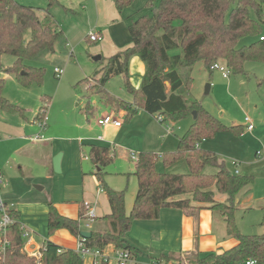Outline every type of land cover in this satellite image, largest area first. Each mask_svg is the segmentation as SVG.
Wrapping results in <instances>:
<instances>
[{
  "label": "trees",
  "instance_id": "1",
  "mask_svg": "<svg viewBox=\"0 0 264 264\" xmlns=\"http://www.w3.org/2000/svg\"><path fill=\"white\" fill-rule=\"evenodd\" d=\"M134 1L114 0L120 13ZM234 1L236 6L232 7ZM152 2L151 15L144 14L130 20L128 30L133 45L107 58V64L95 71L97 74L92 78L99 86L96 89L100 99L97 104L89 101L87 111L94 114L98 104L104 108L123 109L126 112L124 122L131 121L140 110L156 116L162 123L194 116V111L196 117L187 132L179 137L176 149L139 153L134 173L138 192L129 213L126 211L127 187L116 190L106 181L105 169L114 160L112 148L90 145V159L95 167L100 168L94 174L100 187L108 194L111 213L95 221L92 236L85 239V243L92 249L114 245L115 248L130 249L136 255L137 249L126 239L134 221L158 219L165 207L181 209L190 215H196L201 208L207 207L222 214L228 236L237 238L238 244L222 253L189 254L187 264H236L250 259L263 264L264 214L261 222L263 233L258 235L242 233L235 216L240 204L239 195L251 189L255 177L233 173L225 160L200 146L219 132L231 131L240 135L244 127L241 124H224L198 100L189 102L183 91L189 89L193 78L190 76L184 83L179 67H192L202 62L212 72L214 63L221 62L229 72L244 74L247 62L264 63V36L261 35L264 0H160L157 5ZM54 5H59V1L48 0L44 17H41L38 9L32 6L16 0H0V56L8 54L15 58L13 65H2L1 70L16 74L24 86L34 81L41 83L44 78L45 67L34 66L31 61L53 54L65 40L63 29L51 12ZM251 10L256 13V18L251 16ZM248 36L260 37L248 45L239 46V42ZM88 40L92 41L89 37ZM134 55H138L146 65L140 88L134 87L129 79V63ZM121 74L127 77L125 86L132 94L131 102L110 94L105 88L113 76ZM4 82L5 79L0 77V109L24 114L22 107L3 95ZM45 109L46 106L40 108L36 119L41 118ZM160 157L164 171L157 169ZM183 159L187 162L188 172L167 171L168 167ZM208 166L214 167L215 172L206 171ZM217 193L224 195L225 200H217ZM9 212L17 221L8 227L11 247L5 258L0 259V264H84L82 255L75 249L63 248L51 240L43 244L39 262L28 256L23 251L25 239L18 213L14 209ZM84 213L83 203L78 219L60 214L51 205L48 234L66 228L83 239L81 224L85 219ZM102 223L106 225L104 228Z\"/></svg>",
  "mask_w": 264,
  "mask_h": 264
},
{
  "label": "rangeland",
  "instance_id": "2",
  "mask_svg": "<svg viewBox=\"0 0 264 264\" xmlns=\"http://www.w3.org/2000/svg\"><path fill=\"white\" fill-rule=\"evenodd\" d=\"M16 1L38 9L41 17H44V9L48 7V0ZM152 1L155 5L160 2L135 0L124 10L125 19L127 17L129 19L125 20L127 29L130 20L153 13ZM60 2L62 5H54L52 11L64 31L71 36L70 41L75 46L74 55H70L71 46H66L65 40H62L56 52L31 61L34 66L45 67V74L41 83L34 81L29 86H24L16 74L5 73L0 69V77L5 79L3 95L24 109V114L0 109V143L3 142L1 147L3 153L0 155V169L3 173L0 200L6 202L10 208L22 211V225L39 242L47 235L48 207L54 204L53 202L69 199L79 204L83 199L93 198L102 202L98 193L92 197L84 195L85 183L96 181L91 173L95 169L89 156L91 144L109 146V142L113 143L111 145L114 160L106 170L117 181L118 175L131 173L136 167V161L126 152L151 150L161 153L176 149L177 138L187 132L194 121V116L190 115L176 122L162 123L156 116L153 117L145 110H141L143 114L140 113L133 118V122L132 120L125 122L123 129L116 130L113 127L105 129V126L99 125L98 118L103 109L110 108H104L102 105L103 107H99L94 114L87 111L88 102H96L100 98L98 88L96 89L99 86H96L97 81L92 77L97 74L95 71L101 70L108 62L106 55L95 53L96 46L102 42L88 40L91 31L97 30L96 1L60 0ZM63 5L71 7L74 11L68 13ZM234 6L236 1L232 3V7ZM251 16L256 18L253 10ZM262 19L261 35L264 36V7ZM259 37L248 36L239 42V46L248 45ZM97 55L104 58L96 61L94 57ZM1 60L3 67H9L13 65L15 58L4 54ZM56 67L64 68L61 76L57 75ZM245 68L246 73L229 72V77L226 78L218 69L211 72L199 62L192 67H179V73L184 83L190 76L193 78L189 89H183L184 96L189 102L198 100L224 124L241 123L243 126L246 116L252 119L255 126L253 131L244 129L242 135L231 131L219 132L215 137L204 140L202 147L216 152L220 159L226 161L231 171L237 169L240 174L255 177L250 201L246 202V205H241L235 216L242 233L258 235L263 233L261 222L264 214V63L250 61L246 63ZM125 80V75L113 76L105 88L118 98L131 100L132 94L125 86ZM208 84H211V88L207 93ZM45 105L48 120L43 128L40 126V119L37 120L35 117ZM110 111L121 117L126 113L123 109L112 108ZM130 124L134 136L127 132ZM166 124L173 126L174 131L171 134L166 133L168 130ZM103 134H107V137L101 141L98 137H104ZM37 136L41 139L34 141L32 137ZM58 154H62L60 172L54 167V157ZM184 161L180 160L179 163H184V168L185 165L188 168ZM157 169L160 171L165 169L161 157ZM206 171L215 172V168L208 166ZM133 181L134 178L130 180L131 185ZM37 186L42 189H38ZM223 196L217 193L216 199L223 201L225 200ZM145 223L153 226L163 224L165 220L133 222L132 231L129 232L127 239L139 254L137 260L135 257L134 264L178 262L187 264L191 255L176 251L179 247L177 239L171 243L168 239L163 237L160 239L153 234L150 237L146 236L144 229L139 228ZM85 224L82 220V227L87 229ZM102 224L104 228L106 225ZM171 225L178 229L175 231L177 238L180 233L178 224L171 221ZM167 237L170 238V234ZM84 264H89V261L85 259Z\"/></svg>",
  "mask_w": 264,
  "mask_h": 264
},
{
  "label": "crops",
  "instance_id": "3",
  "mask_svg": "<svg viewBox=\"0 0 264 264\" xmlns=\"http://www.w3.org/2000/svg\"><path fill=\"white\" fill-rule=\"evenodd\" d=\"M58 1H59V5H62L60 0H58ZM95 1H96V9H97V23L95 24V26H96L97 30H95V31L93 30L91 32L97 33L98 35H100L102 37L101 40H99L100 42H102V44L96 46L95 53H97V52L103 53V55H106V57L109 58V57L115 55L116 53H118L119 51H122V49L124 50V49L131 47L133 45L130 32L127 29V24L125 22V20L128 19V17L125 19L124 12L120 13L117 10L114 0H95ZM52 8H51V12L53 13ZM64 8L67 11H69L68 13L74 11L71 7L69 8L67 6H64ZM85 9H86V7H85ZM53 15H54V13H53ZM54 17H55V15H54ZM58 23L60 24L59 21H58ZM60 26L64 32L66 46H71V50L74 49L73 54L70 53V55L73 56L75 53V46L70 41L71 36H70V34H68L64 31V28L62 27L61 24H60ZM92 42H98V41H92ZM1 57L2 56H0V62L2 65ZM145 72H146V66L144 65L143 61L140 59V57L138 55H134L131 58L130 63H129V79H130V82L132 83V85L134 87H136V88L141 87V85L143 83ZM122 75H125V74H122ZM126 80H127V77H126ZM126 80H125V82H126ZM99 99L100 98H98V101L96 100V102H93V103L97 104L99 102ZM132 100H133V97L131 100H126V101L131 102ZM99 107H102V106L98 105L97 108H99ZM45 112H47V111H45ZM110 112H111L110 109H103L100 117H102L104 114H107ZM140 113H141V110L137 113L136 116L140 115ZM43 114H44V112H43ZM141 114H143V113H141ZM116 116L119 119H121L122 121H124L125 115H122V117L120 115L119 116L116 115ZM136 116L134 117V119L136 118ZM151 116L155 117L152 114H151ZM36 117H37V115H36ZM132 122H133V119H132ZM159 122H160V120H159ZM124 124H125V122H123V124L120 127H115L112 125H109L106 127L103 126V127L105 129L113 127L116 130H118L120 128L123 129ZM247 126H248V124L245 121V124L243 125L245 130L253 131L255 129V127H254L253 130H248ZM170 128L171 129L166 130L167 134H171L174 131L173 126H170ZM244 129H243L242 134L244 133ZM127 132L134 136V133H133L134 131H133L131 124L127 127ZM242 134H240V135H242ZM103 135H104V139H99L100 136L98 137V139L101 141L106 140L107 134H103ZM35 138L32 137V139L34 141H37L38 139H35ZM177 139L179 140V137ZM178 140H177V142H178ZM111 144H113V143L111 142ZM111 144L109 142V146L112 148ZM200 146L202 147V143L200 144ZM1 147H3V142L0 143V155L3 153V150H1ZM112 151H113V155H114V150L112 149ZM146 151H151V150H146ZM140 152H142V151H139L136 154L139 155ZM129 153L130 152H126V154L128 156L130 155V157H131V153L130 154ZM131 159H132V157H131ZM183 160H185V159H183ZM221 160H223V159H221ZM184 162L187 164L186 160ZM179 164H182V165H179ZM183 164L184 163L177 162V163L173 164L172 166H170L169 168H167V171L168 172H176V173H186L189 171V168H186V165L184 168ZM2 165H3V163H2ZM178 166H182V167H178ZM187 167H188V165H187ZM135 168L131 173H124L122 175H118L117 181H115V179H113V176L109 175V172L106 170L107 168L105 169L107 172V174H106L107 183L109 184V186H111L112 188H114L116 190H123L126 187L128 188V185L130 184V180L132 178H134L133 185L130 184V188H129L128 192H126V211H127V213H129L131 211L135 197H136L137 192H138V180L134 174ZM99 169L100 168L95 167L94 171L91 172L95 176L96 181L93 180V181H89L88 184L85 183L84 195L86 194V196L88 195V196L92 197L95 193H98V195L101 196V198H102V202L99 199L93 198V199H89V200L83 199L78 204V203H75L73 200L65 199L62 201L53 202L54 204H50L48 207V213H49L50 206L53 205L60 214L67 216V217H70V218H73V219H78L79 215H80L81 205H82V203L84 204V202H86V201L90 202L95 207L96 213L98 216L96 218V220L100 217H103V216L111 213V204H110L108 194L106 193V191H104L100 187L99 181H98L96 175L94 174V172L99 171ZM0 172L2 173L1 169H0ZM232 172L235 174H240V171L237 169H235ZM130 174H132V176ZM2 175H3V173H2ZM85 180H86V177H85ZM126 181H127V183H126ZM125 183H126V186H125ZM251 190H252V187L249 191L243 192V193H241L242 195L241 194L239 195L240 204L238 205V208L241 205H244L246 202L250 201ZM223 197L225 198V196H223ZM11 209H14V208H11ZM14 210L17 211V213H18L17 218L21 222L22 211L19 209H14ZM217 212L218 211H216V210H212L210 208L204 207V208H201L196 215H190V214L185 213L181 209L165 207L162 209L161 215L158 219H147V220L139 219L136 221L142 222V221H153V220H155V221L165 220V223H163V224L159 223V225H153V226L151 225L150 226L149 223H145L143 226L140 225L141 227H139V228L144 229L145 235L149 236V237L151 236V234H153L154 236L155 235L158 236L160 239L162 237L164 239H168L171 243H174L177 239L179 247L177 248L176 251L180 252L181 254L207 253L209 251H217L219 253H222L224 250H227V249H230V248L236 246L238 244V239L235 237L228 236L227 230H226V222L224 220V217L222 216L221 213H217ZM25 219H27V218H25ZM84 221H85V219H84ZM95 221H93L92 227L90 228V231H91V229H93V227L95 225ZM171 221H173L174 224H176V223L178 224V228H179L180 233L177 235V238L175 235V231H177L178 229L176 230L175 226L173 227L171 225ZM47 224H48V215H47ZM135 226H137V225H135ZM132 228H133V226L127 232L126 239H127L129 232L132 231ZM83 230H86V229H83ZM134 230H136V229H134ZM169 234L171 236L170 238L167 237ZM47 240H51L52 242L56 243L57 245L62 246L63 248H68V247L69 248H71V247L76 248L79 241H80V238L74 236L66 228H59L53 234L49 235L48 234V227H47V235L44 237L43 241L39 242L37 240V238H35L33 236L34 244L31 245L30 248L31 249H40V247L42 248L43 244ZM127 242L133 248H135V246H133V244L129 241V239H127ZM114 248H115L114 245H108L107 247L104 248V252H106L107 254H110L114 250ZM138 255H139L138 253L135 255L136 260H137ZM86 260L90 261V258H87ZM84 262H85V260H84ZM245 264H247V263L245 262Z\"/></svg>",
  "mask_w": 264,
  "mask_h": 264
},
{
  "label": "built area",
  "instance_id": "4",
  "mask_svg": "<svg viewBox=\"0 0 264 264\" xmlns=\"http://www.w3.org/2000/svg\"><path fill=\"white\" fill-rule=\"evenodd\" d=\"M90 39L92 41H99L101 40V36L97 33L91 32ZM74 49L71 50V54H73ZM214 69H218L222 72L224 77L229 76L228 68L221 62H216L213 65ZM55 71L58 76H61L64 73V68L56 67ZM43 116L40 118V126L45 127L47 125V112H45ZM246 123L248 124L247 129L253 130L254 124L252 119L249 116L245 118ZM98 123L102 126H115L120 127L123 124V121L119 119L114 113L110 112L104 114L102 117L98 119ZM168 130L171 129L169 126ZM35 139H41V137L37 136ZM99 139H104L103 136H100ZM131 157L133 160L138 161V155L134 152L131 153ZM3 182V175L0 172V183ZM85 207V226L86 230L92 227L93 221L96 220L97 213L95 207L88 201L84 202ZM11 208L2 200H0V259H4L8 249L11 247V242L7 237V230L8 227L14 224L17 220L10 214ZM85 229V228H83ZM21 231L23 238L25 239V244L23 247V251L30 257L36 258L39 262L42 259V248L40 249H31L30 246L34 244L33 236L31 235L30 231L26 229L24 225L21 224ZM79 254L82 255L83 259L90 258L89 264H101L103 262H107L108 264H134L135 261V254L130 249H123V248H114V250L107 254L104 252V249H92L85 243V238L81 239L75 249ZM247 264H256L255 260H247Z\"/></svg>",
  "mask_w": 264,
  "mask_h": 264
},
{
  "label": "water",
  "instance_id": "5",
  "mask_svg": "<svg viewBox=\"0 0 264 264\" xmlns=\"http://www.w3.org/2000/svg\"><path fill=\"white\" fill-rule=\"evenodd\" d=\"M102 59V55H97L94 57V60H100ZM2 68L1 62H0V69ZM167 84H169L167 82ZM211 88V84L207 85V93L210 91ZM194 117H196V111H194ZM61 158H62V154H58L54 157V167L56 169V171L60 172L61 171ZM38 189H41L42 187L37 186ZM81 236L85 239L90 238L92 236V232L90 230H82L81 231Z\"/></svg>",
  "mask_w": 264,
  "mask_h": 264
}]
</instances>
